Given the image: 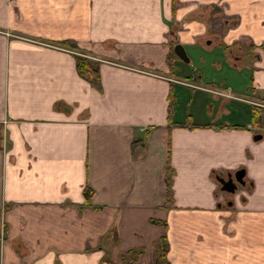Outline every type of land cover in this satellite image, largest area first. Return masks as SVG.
I'll use <instances>...</instances> for the list:
<instances>
[{
	"label": "crops",
	"instance_id": "0c3cea01",
	"mask_svg": "<svg viewBox=\"0 0 264 264\" xmlns=\"http://www.w3.org/2000/svg\"><path fill=\"white\" fill-rule=\"evenodd\" d=\"M254 101L264 0H0V264H264Z\"/></svg>",
	"mask_w": 264,
	"mask_h": 264
},
{
	"label": "water",
	"instance_id": "95a60500",
	"mask_svg": "<svg viewBox=\"0 0 264 264\" xmlns=\"http://www.w3.org/2000/svg\"><path fill=\"white\" fill-rule=\"evenodd\" d=\"M174 55L182 62L188 63V59L180 45H175L173 47ZM244 171L238 170L233 174L227 173L224 177L217 178V183L220 186V191L232 195L237 191L238 187H244L245 182L243 181Z\"/></svg>",
	"mask_w": 264,
	"mask_h": 264
},
{
	"label": "trees",
	"instance_id": "16d2710c",
	"mask_svg": "<svg viewBox=\"0 0 264 264\" xmlns=\"http://www.w3.org/2000/svg\"><path fill=\"white\" fill-rule=\"evenodd\" d=\"M76 70L78 74L87 82H89L92 86H97V75H96V69L95 67L86 59H82L77 57L76 58ZM254 110L257 111V116H255L256 119L259 117H264V109H259L256 107H253ZM255 119V120H256ZM168 177L166 175L165 183L167 184Z\"/></svg>",
	"mask_w": 264,
	"mask_h": 264
},
{
	"label": "rangeland",
	"instance_id": "374dc122",
	"mask_svg": "<svg viewBox=\"0 0 264 264\" xmlns=\"http://www.w3.org/2000/svg\"><path fill=\"white\" fill-rule=\"evenodd\" d=\"M189 65L192 66V67L194 68L193 61L190 62ZM202 65H203V63H202ZM238 92L244 93V91H238ZM208 99H210V98L208 97ZM234 103H237V102H234ZM253 103H254V104H258V105H264V104H260L259 102H256V101H254ZM207 107H208V106H207ZM234 107H235V109H236L235 111L243 112V111H242V108L246 107V109H248V108H249V105H245V104H242V103H237ZM191 108L193 109V106H191ZM239 109H241V110H239ZM207 111H212V112H213V108L210 109V108L208 107V108H207ZM184 120H185V119H184ZM184 122H186V121H184ZM187 122H188V121H187Z\"/></svg>",
	"mask_w": 264,
	"mask_h": 264
}]
</instances>
